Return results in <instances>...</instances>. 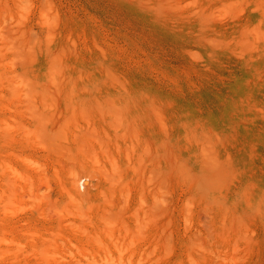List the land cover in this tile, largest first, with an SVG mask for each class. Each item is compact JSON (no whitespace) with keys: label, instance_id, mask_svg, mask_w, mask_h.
<instances>
[{"label":"rangeland","instance_id":"1","mask_svg":"<svg viewBox=\"0 0 264 264\" xmlns=\"http://www.w3.org/2000/svg\"><path fill=\"white\" fill-rule=\"evenodd\" d=\"M0 264H264V0H0Z\"/></svg>","mask_w":264,"mask_h":264}]
</instances>
